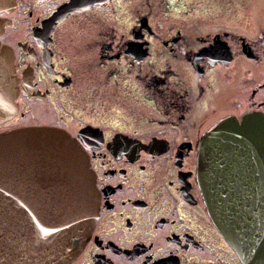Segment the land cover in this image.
<instances>
[{
	"label": "flooded vegetation",
	"instance_id": "obj_1",
	"mask_svg": "<svg viewBox=\"0 0 264 264\" xmlns=\"http://www.w3.org/2000/svg\"><path fill=\"white\" fill-rule=\"evenodd\" d=\"M10 2L0 44L13 54L16 111L0 133L67 131L98 198L68 264H242L208 214L198 156L222 119L264 113V0ZM106 102L120 120L99 122ZM50 106L56 121L37 114Z\"/></svg>",
	"mask_w": 264,
	"mask_h": 264
},
{
	"label": "water",
	"instance_id": "obj_2",
	"mask_svg": "<svg viewBox=\"0 0 264 264\" xmlns=\"http://www.w3.org/2000/svg\"><path fill=\"white\" fill-rule=\"evenodd\" d=\"M11 8L0 0V11ZM2 27L0 21V29ZM13 54L0 44V123L16 111ZM211 220L242 264H264V113L219 121L199 149ZM98 219L89 159L65 130L0 133V264H68Z\"/></svg>",
	"mask_w": 264,
	"mask_h": 264
},
{
	"label": "rangeland",
	"instance_id": "obj_3",
	"mask_svg": "<svg viewBox=\"0 0 264 264\" xmlns=\"http://www.w3.org/2000/svg\"><path fill=\"white\" fill-rule=\"evenodd\" d=\"M127 24L128 23H125V25L127 26ZM124 25V26H125ZM81 34H79V36H80ZM75 36V35H74ZM77 36V35H76ZM68 41L70 42V44H71V42H72V46H74V47H76V44L75 43H77V39L76 38H71V39H68ZM82 44V43H81ZM84 45V44H83ZM75 49V48H74ZM251 89H252V87H250V88H247V90L246 91H244V90H240L239 91V93H238V95H239V97L241 98V99H244V98H249V95H250V92H251ZM104 104V107L103 108H99V110H97L98 111V113H95V115H97L98 117L97 118H99V122L100 121H104V122H106V121H108V120H110V119H112V120H116L117 118L120 120L121 119V114H119L118 112L119 111H117V110H120L119 108H118V106H113L112 104H113V102H106V103H103ZM112 105V106H111ZM141 107H142V104H141ZM127 106H125V111H127ZM129 110H131V108H129ZM132 111V110H131ZM104 112H108V114H104ZM139 113V112H138ZM37 114H39V115H41V116H43V117H45L46 118V120L45 121H48V120H50V119H54V120H52V121H56L57 119H59L60 118V115H62V113H59V110H58V108H54L53 106L51 107H48V110H47V107H45V109H40V110H37ZM141 114H144V117H142V118H139L140 120H142V119H148L149 118V113H145V112H140V115ZM124 116L127 118V116L124 114ZM76 117L78 118L79 117V114H76ZM74 122V121H73ZM72 122V123H73ZM142 124V123H141ZM18 129H20V128H18Z\"/></svg>",
	"mask_w": 264,
	"mask_h": 264
}]
</instances>
